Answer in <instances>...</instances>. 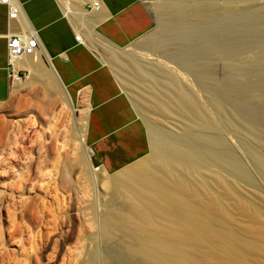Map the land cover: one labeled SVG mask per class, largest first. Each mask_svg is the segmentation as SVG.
I'll list each match as a JSON object with an SVG mask.
<instances>
[{
    "label": "bare ground",
    "instance_id": "obj_1",
    "mask_svg": "<svg viewBox=\"0 0 264 264\" xmlns=\"http://www.w3.org/2000/svg\"><path fill=\"white\" fill-rule=\"evenodd\" d=\"M172 2L170 10L167 3H156L162 34L153 37L137 53L141 56L158 53L165 63H147L142 58L145 63L136 53L125 60L112 57L111 61L142 113L148 112L149 107L142 96L133 91L139 85L131 69L139 72V81L150 88L180 133L171 134L158 126L151 127V158L140 163L139 169L117 173L101 186V191L94 190L97 201L100 199L99 206L103 207L101 215L97 216V202L91 206L98 235L110 241L120 232L119 236L127 238V241L114 243L125 245L128 258L124 264L135 259L144 264H264V200L237 185L236 174L247 173L239 165L231 140L223 137L224 130L235 140L238 134V126L231 116L229 118L230 113H223L222 90H225L229 97L227 102L236 115L232 112V118L242 119L249 135L264 138V123L256 112L255 102L251 98L243 99L245 93L253 91L254 83L247 81L236 87L231 82L224 89L213 66L217 56L228 60L236 58L235 40L239 30L235 22L244 5H240L239 0ZM65 6L70 10L71 5ZM244 26L256 32L261 24L247 20ZM262 48L264 54V45ZM28 60L31 59L24 61L26 67L33 70L35 64ZM237 70L244 76L253 74L258 84H264V65L257 59L251 66ZM14 79L18 84L15 92L25 89L22 78L15 75ZM45 79H49L46 83L54 84L55 79ZM185 79L190 82L189 86L185 85ZM238 92L243 93H239L241 98ZM62 93L71 103L69 94ZM261 102L264 103V98ZM77 122L80 124L77 128L79 144L73 151L77 156L75 167L83 173L85 165L92 164V150L86 145L87 107L81 111ZM87 240L83 250L79 248L81 257L69 256L73 257L72 264H100L99 250L91 246L93 238ZM65 242L66 238H62L57 256L66 246ZM40 245L43 247L42 243ZM0 258L5 259V256L1 253Z\"/></svg>",
    "mask_w": 264,
    "mask_h": 264
},
{
    "label": "rangeland",
    "instance_id": "obj_2",
    "mask_svg": "<svg viewBox=\"0 0 264 264\" xmlns=\"http://www.w3.org/2000/svg\"><path fill=\"white\" fill-rule=\"evenodd\" d=\"M147 1L157 21L155 34L150 39L152 40L153 37L162 34L156 3H167L165 5H169L168 10H170L173 2L172 0ZM220 1L217 0L218 3H223L225 0ZM217 2L215 0V3ZM239 2L244 6L239 10L238 20L235 22L239 30L238 39L235 40L237 56L233 60L217 56L218 59L213 60V66L216 67L215 72L224 89L231 82L236 87L247 81L254 83L253 91L245 93L243 99L251 98L255 102L256 112L264 123V103L261 102L264 98V84H258L253 74L247 77L237 70L244 66H251L255 59L264 65L262 48L264 45V0H239ZM247 20L250 23L261 24L260 30L256 32H251L249 28L247 30L244 26ZM142 47H136L131 54H137ZM150 53L145 56L137 55L141 60L142 58L147 60V63L155 61L165 63L163 58H159L158 53ZM145 60L143 62L146 63ZM235 70H237L236 73ZM131 72L135 82L137 81L140 86V88L137 87L138 89L134 87L133 91H136L138 96H142L143 101L148 104V112L142 113L134 100L133 93L123 84L121 78L120 80L138 114L145 121L150 137V128L155 126L171 134L180 133L174 127V120L159 105L150 88L142 80L139 81V72L135 69H131ZM41 73L44 76H41ZM38 75L26 89L17 92L11 106L7 109L10 115L2 117L7 122L8 128H2L0 133V230H4L2 235L0 234V239H3L0 240V252L5 256L3 260L0 258V264L16 262L19 264L20 261L23 264H68V262L72 264L70 260L73 257L69 256L81 257L78 253L81 249L83 250V244L87 243L88 237L93 238L91 246L99 250L100 264H124L128 258L125 245L114 243L127 241V238L123 239L119 236L120 232H116L118 236L110 241L102 240L98 235L96 224V215H101L103 207L99 206L100 199L97 201L94 190L101 191V186L112 180L117 173L108 174L100 168L93 170L87 165L81 173L75 167L77 156L74 155L73 150L79 144L77 128L80 124L77 121L81 119L83 108H77L72 102L67 101L56 82L53 85L45 82L49 80L45 78L51 77L48 71L38 70ZM184 81L185 85L187 83L186 86L190 85L188 80ZM47 89L54 91L50 92ZM222 92V102L225 103L223 113L225 115L230 113L229 118L231 116V119L235 121L234 124L238 126L236 140L226 130L223 132V137L226 141L231 140L239 165L243 166L244 172L247 173L236 174L237 185L241 190H249L264 200V138L256 139L247 133L244 121L235 117L234 108L227 102L228 94L225 90ZM239 93H243L238 92V97L241 98ZM232 112L235 118H232ZM6 152L8 155H4ZM151 155L141 163L149 160ZM139 167L140 163L127 169H139ZM226 174L224 173L225 176ZM258 201L261 200L258 199ZM94 202L98 204L95 207L96 215L91 209ZM40 235L44 238L41 239ZM62 238H66V246L57 256V246ZM41 240L47 242L44 244ZM32 247L37 249L32 251ZM11 259L13 262L10 261ZM130 264L144 263L135 259Z\"/></svg>",
    "mask_w": 264,
    "mask_h": 264
},
{
    "label": "crops",
    "instance_id": "obj_3",
    "mask_svg": "<svg viewBox=\"0 0 264 264\" xmlns=\"http://www.w3.org/2000/svg\"><path fill=\"white\" fill-rule=\"evenodd\" d=\"M11 1L19 8L16 19H10L9 6L0 3V133L8 128L2 117L10 115L7 109L19 92L11 77L7 37L35 34L36 55L19 59L15 72L26 89L39 76L38 70L48 71L73 106L88 108L86 145L92 150V165L116 174L148 158L152 152L148 127L111 61L125 60L136 42L156 29L145 0H97L99 10L93 8L94 0ZM27 59L38 65L34 71L26 67Z\"/></svg>",
    "mask_w": 264,
    "mask_h": 264
},
{
    "label": "built area",
    "instance_id": "obj_4",
    "mask_svg": "<svg viewBox=\"0 0 264 264\" xmlns=\"http://www.w3.org/2000/svg\"><path fill=\"white\" fill-rule=\"evenodd\" d=\"M3 5L9 6V18L16 19L19 16V8L12 3L11 0H0ZM93 8L99 10L101 8L100 1H93ZM8 40V58L11 65V77L14 80L15 75L22 78V76L15 72L16 62L25 56H34L37 53L38 38L35 34L24 35V34H9ZM77 40L81 41V37L77 36Z\"/></svg>",
    "mask_w": 264,
    "mask_h": 264
},
{
    "label": "water",
    "instance_id": "obj_5",
    "mask_svg": "<svg viewBox=\"0 0 264 264\" xmlns=\"http://www.w3.org/2000/svg\"><path fill=\"white\" fill-rule=\"evenodd\" d=\"M145 2L147 3L148 7H149V3L147 0H145ZM151 10V9H150ZM152 12V10H151ZM153 13V12H152ZM154 15V14H153ZM155 34V30L152 31L151 33H149L148 35L144 36L142 39H140L138 42H136L135 44V47H140V46H143L144 44H146L150 39L151 37ZM91 168L93 170L97 169L95 168L92 164H91Z\"/></svg>",
    "mask_w": 264,
    "mask_h": 264
}]
</instances>
